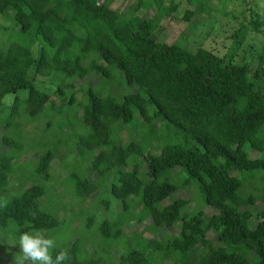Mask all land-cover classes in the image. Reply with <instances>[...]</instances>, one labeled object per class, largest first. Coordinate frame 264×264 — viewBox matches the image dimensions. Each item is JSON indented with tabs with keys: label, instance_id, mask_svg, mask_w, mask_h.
Segmentation results:
<instances>
[{
	"label": "trees",
	"instance_id": "obj_1",
	"mask_svg": "<svg viewBox=\"0 0 264 264\" xmlns=\"http://www.w3.org/2000/svg\"><path fill=\"white\" fill-rule=\"evenodd\" d=\"M115 1L0 0V15L18 25V35L41 44L34 56L29 43L0 38V264H13L22 232L57 240L70 221L90 232L97 214L86 217L84 208L107 212L111 198L116 213L94 233L103 244L92 246L104 245V254L84 255L88 238L56 246L53 255L67 250L65 264H264V207L257 204H264V50L256 66L237 59L245 26L233 36L232 54L161 42L153 34L175 4L139 1L127 14ZM208 2L196 0L195 12L210 11ZM153 5L154 16L135 14ZM250 23L262 32L264 12L254 10ZM92 74L101 76L99 87L76 86ZM125 83L138 91H111ZM56 125L65 136L50 144ZM130 125L147 129L143 143ZM180 135L182 143L167 140ZM147 136L159 142L146 144ZM59 165L63 179H55ZM179 174L184 181L173 183ZM55 183L75 200L65 202L62 221L41 207L48 194L61 197ZM192 189L212 215L190 212L193 200L175 197ZM147 219L156 232L178 233H129ZM119 242L120 255L111 258L108 249Z\"/></svg>",
	"mask_w": 264,
	"mask_h": 264
},
{
	"label": "rangeland",
	"instance_id": "obj_2",
	"mask_svg": "<svg viewBox=\"0 0 264 264\" xmlns=\"http://www.w3.org/2000/svg\"><path fill=\"white\" fill-rule=\"evenodd\" d=\"M139 1L144 2L147 4L151 0H116L113 4L114 9L121 10L126 12L127 14H132V9L135 4ZM175 4L177 6L176 10L169 11L167 15L163 18V20L158 25L156 31L154 32V37L161 42H166L168 44L177 43L179 45H183L190 51H196L199 48H207L212 49L215 53L224 55V54H232L233 52V42H234V34L236 31H240L243 26L247 27L245 32V39L241 44L240 48L237 50V59L240 61H248L253 66L258 64L259 55L264 50V28H262V32L255 31L252 28L250 23L252 19V12L254 10L260 11L261 13L264 12V0H209L207 6L210 8V11L205 10L204 13L200 14L195 12L196 8V0H163L162 6L169 7L170 4ZM147 7V6H146ZM145 6L141 7L136 15L144 16L150 15L154 16L157 12V8L153 5L151 8H146ZM192 13V15H189ZM19 27L16 23H14L9 17L1 16L0 15V38H9L11 41H20L29 43L33 49L34 56L39 54V50L41 48L40 41H36L32 36L28 38H24L18 35ZM236 51V49H235ZM101 81V76L98 74H92L90 78L81 80L77 82L76 86L81 88V86L86 84H95L96 87H99V82ZM120 91L122 94L132 93L138 91L137 85H128L122 84L118 87L111 88L112 92ZM70 94V93H69ZM12 95L7 96L4 99V104L10 102ZM52 114V113H51ZM47 124V119L38 122L37 124V131L41 133L45 125ZM134 124V123H133ZM132 124V125H133ZM130 125L129 127H131ZM134 129L131 131V137L136 138L139 143H143L145 138L147 129L142 127H133ZM160 132V131H158ZM125 133V131H124ZM6 134L5 130L0 129V139L2 136ZM47 142L50 144H54L55 138H63L65 134L58 128V126L52 127L51 130L47 132ZM142 139V140H141ZM129 140V139H128ZM168 142H184L185 138L183 135L172 137L167 139ZM142 141V142H141ZM152 141L153 144L158 143V139H154L153 136H147V140L144 141L146 144ZM0 148L2 145L0 144ZM148 151H152L154 153H158V150L148 148ZM252 156L255 157L257 155L256 151L251 152ZM36 156L30 158L31 161L35 160ZM28 158V157H27ZM71 158V156H70ZM26 158H22L20 162H25ZM58 163V162H57ZM55 162V166H57ZM77 170L81 171L84 167V164L81 163L79 159L76 161ZM62 165L56 167V175L55 179H59L65 176L62 174ZM146 170V164L145 168ZM143 170V169H142ZM63 176V177H62ZM141 178H145L144 173H140ZM185 179L184 174H179V176L172 178V182L175 184H180ZM110 182V181H109ZM108 184V183H107ZM60 185V184H59ZM57 183L52 186V190L58 192L60 194V187ZM64 191V192H63ZM61 191V197L54 196V194H48L42 201V209L46 212L50 213L53 216L59 217L62 221L65 218V211L64 204L67 203H74V197L71 195V192L68 191V188H63ZM103 192H107V186L103 188ZM193 196L194 199H193ZM103 197H107V193L104 194ZM176 198H184V199H192V203H190L191 208L188 207V211L190 212H197L203 211L205 214L212 215L215 210L213 207L207 205L204 201L203 195L200 194L198 191L195 192L194 189L190 191L186 190H179L175 194ZM68 199V200H67ZM89 204L91 201L88 202ZM111 207L105 212L101 207L97 205H88L84 208L86 217L88 215H92V213L97 214L95 217V223L93 224L92 230L85 231L81 230L78 231L76 227L73 226V221L69 222L71 228H65V230L58 236L56 242L57 247H67L69 248L74 240L76 239H88L89 240V247L83 251L84 255H94L98 256L104 254L106 252V248L104 245H101L100 248L92 247L95 244H103L98 237H94V233L96 229L99 227L100 223L103 219L110 217L113 218L116 213L117 201L111 198ZM259 207H264L262 202L257 203ZM66 205V204H65ZM96 206V207H95ZM68 207V205H67ZM95 207V208H94ZM140 210V209H139ZM138 210V211H139ZM71 214V215H70ZM67 216H73L72 211H68ZM112 216V217H111ZM75 219V217H74ZM84 219V218H82ZM78 221V219H75ZM129 233L131 232H139L143 234L144 237L152 238L156 235V238L160 239L162 237L163 232L167 233H178V228L174 227V230L164 229L163 232L154 230L153 226H151L150 220H144L143 222H135L128 226ZM133 236V233L132 235ZM210 238L214 237V233L209 234ZM91 238V239H90ZM121 242L115 243L114 246L108 249L109 252L107 254L113 258V256H119V249L121 248Z\"/></svg>",
	"mask_w": 264,
	"mask_h": 264
},
{
	"label": "clouds",
	"instance_id": "obj_3",
	"mask_svg": "<svg viewBox=\"0 0 264 264\" xmlns=\"http://www.w3.org/2000/svg\"><path fill=\"white\" fill-rule=\"evenodd\" d=\"M17 244L19 251L13 256V264H65L71 258L67 250H61L54 256L56 239L42 230L22 232L13 245Z\"/></svg>",
	"mask_w": 264,
	"mask_h": 264
}]
</instances>
